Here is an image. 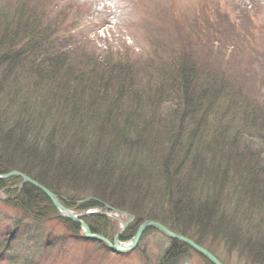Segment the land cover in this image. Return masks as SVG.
I'll return each mask as SVG.
<instances>
[{"label":"rangeland","instance_id":"rangeland-1","mask_svg":"<svg viewBox=\"0 0 264 264\" xmlns=\"http://www.w3.org/2000/svg\"><path fill=\"white\" fill-rule=\"evenodd\" d=\"M49 24L76 26L72 40L65 36L62 42L81 47L62 60L54 57L42 32ZM28 26L32 32L27 34ZM22 38L31 39L21 42ZM4 52L14 58L21 54V63L0 64V133L9 129L16 138L19 130L12 125L21 116L20 121L36 129L34 135L28 134L26 146L49 148L52 137L53 144L61 145L82 171L55 172L33 159L34 168L0 150V171L17 173L2 180L43 173L59 192L55 194L61 207L48 206L43 217L31 218L14 202L17 196L0 190V264H212L183 242L184 247L176 246V254L168 256L180 241L154 226L132 249L135 237L123 241V235L138 232L147 222L186 238L190 235L188 239L223 264H264V0H0V55ZM187 63L194 71L191 93L207 97L203 114L198 108L206 130L200 128L199 138L204 139L198 142V151L192 147L199 156L184 162L169 180L160 170L141 178L125 177L127 173L105 165L116 179L123 176L118 192L107 183L105 189L113 191V197L122 195L137 203L142 216L138 225L137 215L100 199L101 192L106 193L98 185V179L102 184L106 181L102 162L110 160L104 154L115 153L117 165L124 163L125 170L135 171L129 155L144 161L152 154L160 161L164 153L160 141L166 140L171 124L177 125L171 131L187 127L191 132L193 118L183 111L176 113L178 96L170 94L178 66ZM116 73L122 79L114 77ZM50 76L58 77L50 80ZM121 81L126 83L129 106L119 99V87H112ZM8 86L10 95L30 106L24 108L19 102L4 108L2 93ZM116 99L126 108L139 107L150 124L132 154H124V145L107 147L98 136H90L94 127L109 123L107 108L115 109ZM98 115L103 121L99 124ZM35 121H40L37 126ZM17 188L21 192L23 185ZM168 189L170 195L165 194ZM73 201L104 207H77L72 212L77 220L61 216L67 214L62 208L71 209ZM195 204L211 213L191 217L198 211ZM93 214L106 218L102 234L96 235L127 252L116 253L108 242L85 238L82 222L88 225L86 218ZM152 215L165 218L166 225L148 219ZM181 225L186 236L179 233Z\"/></svg>","mask_w":264,"mask_h":264},{"label":"trees","instance_id":"trees-1","mask_svg":"<svg viewBox=\"0 0 264 264\" xmlns=\"http://www.w3.org/2000/svg\"><path fill=\"white\" fill-rule=\"evenodd\" d=\"M32 17H36L35 14H32ZM38 17H40L38 15ZM76 28V26H70L69 28H64L62 27L60 24L58 25H53V24H49L48 28H46L45 30H43V34L46 36L47 42L50 45V47H52V52L56 53V56L59 60H62V56H65V54L72 52L74 50L79 49L81 46L80 45H72L71 43H69L72 39H69V42L64 44L62 42L63 39H65V36H70V33ZM35 29H33L34 31ZM32 32L31 26H28V28H26L25 33H30ZM66 34V35H65ZM31 38H22L21 42L24 41H28ZM23 44V43H22ZM25 44V43H24ZM28 47V46H27ZM63 54V55H61ZM21 54H18L17 56H15V58L10 55L8 52H4L3 54L0 55V64L3 63V66H8L9 64L12 63V66H14V64H16L17 62H19L18 64H20L21 62L18 61V59L20 58ZM17 64V65H18ZM188 64V63H187ZM11 66V67H12ZM9 69V72H11V68ZM56 73V71L54 72ZM38 74H42L40 72H38ZM50 74V72H49ZM177 77H175V81L174 84L175 86L173 88H171L172 90L170 91V94H172L171 96L173 98L178 96V100H176V113H181V111H183L184 113H186L185 116H190L193 119L190 120V124H193V129L190 130L191 132L187 131V127H180L177 128L176 130H170V127H174L177 126L175 124H169V128H168V132L167 133V137L166 140L164 141V143L162 144L160 141V144L162 145V149H164V153L163 155L159 158L160 161L155 159V156L152 154H148L145 157V160L142 161V159L137 158V157H132V155H129L128 159L132 162V164H134L133 166L136 167L135 171H127L123 168V165L116 163L115 160V153L114 154H110L108 152H106L104 155L110 159V160H103V164L105 167V170L103 171L104 177L106 179L105 182H103V184L100 182L101 179L99 180V187L102 186V189L106 190L104 187V184L107 183V185H112L114 186V191L118 192L120 190L119 186L122 184V180L121 178L117 177V179L115 178L116 173L114 174V172L112 173V175L109 174V172H107V166L105 165H110L109 167L114 168L112 170H116L117 172H119L120 174H125L127 173V175L125 177H132V176H139L141 178V176H144L146 174V176H150L152 173L156 172L157 170L160 171H164V175L167 177L166 179L169 180L171 178H175L173 177L174 175H176L178 168L184 163L186 162L188 159L193 158V160H195L199 154H198V142H200V140L204 139L203 137L199 138V134L200 132L202 133L204 130V132L206 131L205 129H203L201 127V123L202 120L200 118V116L202 117L203 115H199V112L201 110V113L203 114L204 112V108H205V101L207 99V97L205 98L204 95H201L199 92L196 96H194V90L191 88V86L193 85V80L192 76H194V71H193V67H191V64L188 65H184L181 64L178 66L177 68ZM47 76V75H44ZM49 76V75H48ZM122 76V75H121ZM54 77H58V76H50V80H56L53 79ZM114 77H119L122 79V77L117 76V73L115 74ZM72 79V78H71ZM126 84V83H125ZM125 84L121 81L120 84L117 85V87H115L114 85H112V87L118 89H120L118 97L120 100L124 99V101H128L126 100L127 97V93L125 92L124 88ZM213 87L217 86V84L215 82H213ZM111 85V84H110ZM1 86V85H0ZM10 86H8V88L6 90H4V92L2 93L3 98L1 99V103L2 106L4 108H8L9 105H13L12 107L16 106V104H18L19 102H21L20 100L17 101L16 97H14L15 95H10L9 94V89ZM17 89V88H16ZM114 89V90H116ZM174 89V90H173ZM1 90V89H0ZM71 92V90H70ZM1 95V93H0ZM17 96V94H16ZM209 96V95H208ZM210 99H212L211 96H209ZM208 97V98H209ZM48 98V97H47ZM46 98V99H47ZM205 98V99H204ZM216 100V96L214 97ZM9 99V100H8ZM14 100V102L12 100ZM20 99V98H19ZM54 99H56V97H54ZM8 100V101H7ZM114 98H111V100L113 102ZM214 101V100H212ZM211 101V102H212ZM34 102V101H33ZM129 102L130 99L128 101V106H129ZM166 102V101H165ZM27 101L25 100V103L21 102V104L23 105L24 108H27ZM117 99L114 103V106L116 107L115 109H110L107 108L108 113H109V117H106V120H109V123H103L101 124L102 126L100 127L99 125L95 128H93V133L90 136L96 135L98 136L97 140L100 139L102 143V141L105 142V144L107 145V147H112V145H124L125 149L124 151L126 153L124 154H132V151L135 150L136 146L140 141V136L142 135V133L144 134V132H146L147 127H149V123L147 121V117L143 116L142 112L140 114V111H138L139 107H125L124 105H122V103H117ZM181 104L182 107H179L178 104ZM210 103V102H209ZM127 104V103H126ZM28 105L30 106V103H28ZM108 106V105H107ZM202 107V109H201ZM198 108H200V110H198ZM131 109H134L136 112H130L132 111ZM105 111V110H104ZM206 111V110H205ZM31 113H33L32 110H30ZM34 114V113H33ZM1 115V114H0ZM141 115L143 117H141ZM18 116V115H17ZM18 116L17 121L13 122L12 128L13 129H18L19 134H17V137H14V134L12 133V130L6 129L4 130L2 133H0V150L2 153H6V157H11L13 159H17L19 158L20 160H24L26 161V163L29 164L30 166H35L34 168H36L37 164L35 163V161L33 159H35L39 165H43V164H49L50 166L54 167L56 169L55 172H60V173H68L71 171H75L76 173H79L82 166L78 165V164H73L72 161L70 160V157L68 153L65 152V149L61 151L60 146H55L52 142V137L50 138V145L47 146L49 148H45V149H40L39 146H41V144H38V146H35L33 148H29L28 146H26L27 143V138L29 137L28 134H32L34 135L36 133V129L32 128L31 123L30 125L28 123H24L22 121L19 120ZM100 119H99V115L97 116V118L95 119L96 123H100ZM40 121H35L36 126ZM103 121H101L102 123ZM152 124V123H151ZM182 124V123H181ZM174 125V126H172ZM153 126V124H152ZM189 126V124H188ZM28 128V129H27ZM201 128V129H200ZM86 129V128H85ZM151 129V128H150ZM32 131V133H29L30 131ZM186 133V134H185ZM108 136V137H106ZM113 136H116V138H111ZM31 137V136H30ZM187 137V139H185ZM17 139H19L20 141L17 142ZM87 139V138H85ZM116 139V140H115ZM185 139V140H184ZM226 139V138H225ZM228 141L226 142H231L229 139H226ZM197 141V142H196ZM233 141H235L233 139ZM56 143V142H55ZM197 143V144H195ZM172 146L171 148V152H167L166 148L168 146ZM129 146V147H128ZM192 147H196L197 151H194L192 149ZM13 149V151H12ZM133 149V150H132ZM109 150V149H108ZM129 150V151H128ZM27 153L28 157L24 158L21 154L18 155L17 153ZM57 153V154H56ZM164 155H167L164 157ZM136 156V153H135ZM127 156H123L121 158H126ZM164 157V158H163ZM168 157V158H167ZM72 158V157H71ZM163 158V159H162ZM19 160V161H20ZM28 161V162H27ZM2 163V161H0ZM161 164V167L159 166V164ZM194 165L199 164L201 162H193ZM203 163V161H202ZM117 166V167H116ZM7 168V167H5ZM1 169V168H0ZM11 169H19V167H12ZM203 165L200 168L199 172L202 173L203 170ZM215 169V167H214ZM12 170H8V169H2L0 171V174L5 175L8 173H11ZM82 171V170H81ZM138 174V175H137ZM28 175L35 180L38 183H41L42 185H44L45 187H47L49 190H51L53 193H59L55 188H52L49 183L47 182L48 180L46 179L45 175L43 173H31L28 172ZM98 175L100 176V174L98 173ZM102 178V177H101ZM53 181V180H51ZM102 181V180H101ZM115 182H118V184L116 185ZM23 184V180L20 178H12L11 180H0V190H5V192L8 194V196L10 197H16L15 198V203L18 204L24 211L25 215H29L31 218L32 217H36V218H40L43 217V213H45V209L48 210V206H52L51 202L47 199V197L35 186L31 185V184H26L23 185V188L21 190V192L17 189H15L17 186H20ZM14 188V190H13ZM171 190L168 189V191L165 192V194L167 193L168 195H170ZM101 192V201L112 206L113 208H117V209H121L124 211H127L129 213H133L135 215H137L135 217L136 221L135 223H137L138 225L140 224L139 222L141 221V214L138 212L139 209L137 207V203H133V202H129L127 199L124 198V196L119 195V197H113L111 193H113V191L111 190H106V193ZM122 194V193H120ZM168 198V196H167ZM179 198V197H178ZM42 200V202L40 201ZM79 204V203H78ZM196 205V204H195ZM70 206L73 207H78L81 210L87 209V208H103L104 205L103 203H90L89 205H76L75 201H73V203L70 204ZM180 207V206H179ZM203 207V206H202ZM199 207V205H196L197 208V212H194V214L191 215V217L193 216H200V215H206V214H210L211 212L209 211L208 208H202ZM83 208V209H82ZM190 209H187L185 211H188ZM180 210L176 209L175 212H179ZM46 215V214H45ZM148 219H150L151 221H158L163 223L164 225H166V219L165 218H158L155 215L149 216ZM86 220L88 221V226L91 229V232L93 234H102L101 230L103 228V225L106 221L105 216L103 215H99V214H93L92 216L86 218ZM69 223H73L72 221L67 220ZM179 233H183V226H180L179 229ZM178 233V232H177ZM137 234V229L132 231V232H127L125 235H123L122 240L123 241H129L131 239H133ZM182 235L186 236L185 233H183ZM188 238L191 239L190 235L187 236ZM198 243V242H197ZM184 247L183 244H181V242L176 241L174 244V247L172 248V250L168 253V256H173L174 254H176V250L177 247ZM259 248L261 249V247L259 246ZM264 250V249H261ZM263 257H264V251L262 252Z\"/></svg>","mask_w":264,"mask_h":264},{"label":"water","instance_id":"water-1","mask_svg":"<svg viewBox=\"0 0 264 264\" xmlns=\"http://www.w3.org/2000/svg\"><path fill=\"white\" fill-rule=\"evenodd\" d=\"M16 174L17 173H11V174L9 173L6 176L0 177V180H2L3 178H6V177L14 176ZM22 177L25 180V184L26 183H29V184L34 185L35 187H37L40 191H42L51 200V202L55 205V207H57V208L60 207V203L58 202L57 196L54 193H52L50 190L44 188L43 186H41L39 183H37L36 181L32 180L31 178H28V177H26L24 175H22ZM65 211H66L68 217H70V218H72L74 220H77L76 219V216L72 213V211H70L68 209H65ZM82 224H83L84 228L86 229V231H85V238L91 239V240H101V241L108 242L110 244L111 249L114 252H116V253L127 252V249H125L124 247L118 246L117 243L115 244L116 246H114V244L111 241H108L107 239H105V238H103L101 236L92 234L89 226L86 225L85 222H82ZM152 226L161 229L166 234L172 236V238H174L175 240H179V241L183 242L184 244L190 246L191 248L195 249L196 251H198L199 253H201L205 258H207L212 264H223L213 254H211L209 251H207L203 247L198 246L192 240H190V239H188L186 237H183V236L174 234V233L170 232L169 230H167L163 225H161L159 223H154V222H147V223L143 224V226L140 228V230L138 231V233H137V235L135 237V243L133 244L132 247L130 246L132 249L137 246V244H138V242H139V240H140L143 232L147 228H150Z\"/></svg>","mask_w":264,"mask_h":264},{"label":"bare ground","instance_id":"bare-ground-1","mask_svg":"<svg viewBox=\"0 0 264 264\" xmlns=\"http://www.w3.org/2000/svg\"><path fill=\"white\" fill-rule=\"evenodd\" d=\"M70 37H71V36H67V40L70 39ZM39 184H40L41 186H43L44 188L47 189V187H45V186L42 185L41 183H39ZM105 205H107V204H105ZM59 209H61V208H59ZM70 211H71V210H70ZM64 212H66V211L64 210ZM123 212H124V211H123ZM65 216H67V214H65ZM70 221H71V220H70ZM123 222H124V221H123ZM123 222H122V225H127V224H125V223H123Z\"/></svg>","mask_w":264,"mask_h":264}]
</instances>
